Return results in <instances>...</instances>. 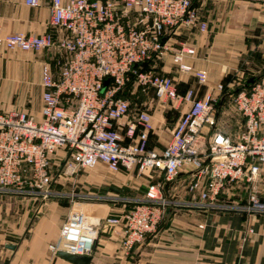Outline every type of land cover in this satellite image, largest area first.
Here are the masks:
<instances>
[{
	"label": "built area",
	"instance_id": "built-area-1",
	"mask_svg": "<svg viewBox=\"0 0 264 264\" xmlns=\"http://www.w3.org/2000/svg\"><path fill=\"white\" fill-rule=\"evenodd\" d=\"M197 1L53 0L50 25L62 33L61 38L51 33L4 36L0 32L2 50L58 49L66 54L62 65L59 61L56 66L43 67L41 120L21 111L0 114V195L43 201L58 198L60 193L53 189L56 176H75L100 163L113 173L134 168L140 174L158 171L164 174L165 184L152 182L132 211L105 220L109 226L122 228L125 252L154 234L169 208L227 209L220 202L227 186L253 181L264 167V75L232 93L244 120L242 132L234 138L224 134L206 138L207 126L215 125L214 93L200 98L190 90L181 95L173 78L154 70V62L168 50L167 37L194 25L207 31L195 9ZM27 4L37 7L39 0H27ZM195 53L191 46L175 50L179 71H192L185 59ZM198 76L205 84L206 74ZM130 83L143 91L152 89L158 100L189 106L172 141L161 152L149 149L153 124L147 112L128 119L125 134L115 129V124L130 118V102L122 95ZM217 91L223 93L225 87L219 85ZM59 150L66 156L61 174L55 175L54 157ZM181 173L191 177V199L186 202L170 199L165 193L166 183L174 182ZM82 200L95 202L98 198ZM75 203L60 236L71 245L68 252L90 256L97 225L85 206ZM238 209L260 214L264 203L251 195L248 205Z\"/></svg>",
	"mask_w": 264,
	"mask_h": 264
},
{
	"label": "crops",
	"instance_id": "crops-1",
	"mask_svg": "<svg viewBox=\"0 0 264 264\" xmlns=\"http://www.w3.org/2000/svg\"><path fill=\"white\" fill-rule=\"evenodd\" d=\"M52 1L39 0V6L32 7L27 0H0L1 34L51 33L61 38L62 33L50 25ZM195 9L206 23L207 31L201 32L194 25L165 39L168 50L164 75L174 76L181 95L193 90L200 98L210 92L225 97L226 89L233 85L234 76H229L232 71L254 63L257 65L254 70L261 72L264 68V0H198ZM183 45L196 51L194 56L185 59L192 67L188 73L179 71L174 63V52ZM57 59L64 58L55 49L38 52L0 49V114L21 111L41 120L43 67L54 65ZM200 73L206 74V83L202 85L198 80ZM222 82L226 86L224 93L217 91ZM130 93V96L122 94L130 102V118L115 124V129L125 134L127 120L145 111L153 124L149 149L163 151L172 141L173 131L189 106L158 100L152 89L136 88ZM109 171L100 163L91 177L104 181ZM125 171L114 173L119 187L128 181L122 174ZM148 174L165 184L162 173ZM190 180L189 174L181 173L176 181L166 183L167 197L174 199L171 197L174 190L178 201H189L191 197L185 190L188 185H184ZM238 184L227 186L220 196V202H224L227 209L169 208L157 231L129 252L122 248V228L105 223L107 218L121 216L125 210L114 209L107 197L97 196L95 202L85 203L89 218L97 225L90 264H264V213L251 214L238 209L250 201L244 194L242 198L236 197L235 192L242 193V188L235 187ZM72 188L62 189L54 184L53 189L64 191L67 197L46 201L0 195V264H72L59 255L60 251L71 250V245L64 242L60 234L74 205ZM142 196L128 198L137 201Z\"/></svg>",
	"mask_w": 264,
	"mask_h": 264
},
{
	"label": "rangeland",
	"instance_id": "rangeland-1",
	"mask_svg": "<svg viewBox=\"0 0 264 264\" xmlns=\"http://www.w3.org/2000/svg\"><path fill=\"white\" fill-rule=\"evenodd\" d=\"M55 50L60 52L63 55L64 59H62V62L61 60L57 59L54 65L56 66V64L59 61L62 65V63L65 62L66 54L58 49H55ZM166 53L167 51L164 53V55L161 58L157 59L154 62V70L156 72H160L161 74H165L163 71L165 69ZM176 66L178 67L177 64ZM256 66H257L256 63H254V64H250V66L247 65L246 68H242L241 66L237 72L232 71V73L229 76H234V79L233 78L231 79V82L233 85H231V87H228L226 89L225 91L227 93L226 96L223 95L225 97H222V95H217L216 93L214 94L216 98H219V100H216L215 102V110H214L215 125L207 126V128L205 129V131H207V135L205 134L206 138H210L209 136L212 137L214 134H224V135H228L234 138L236 135L242 132L243 127H244V120L240 116V114L238 113L235 107L234 98L232 96V93H235V91H237L244 85L249 86L259 81L262 78V76L264 75V68H261L263 70H260L261 72H259V70H254L255 68L253 67H256ZM247 69L249 71H247ZM173 79H174V76H173ZM198 80L200 83V79ZM224 83L225 82H222L220 85L226 87ZM136 88H139L136 84L134 83L128 84V86L125 88V91H124L125 95L129 94L130 96L131 94L130 92H133V90H136ZM222 98H224V100H222ZM60 153H61V156L58 155ZM65 156H66V152L64 150H59L56 156L54 157L53 171L55 175L60 173L61 168H62L61 162L65 158ZM96 167L91 168V169L81 170L79 174L75 176H69V177L61 176V175H59L60 177L56 176L55 184L57 185V187L61 186L62 189L65 188V186L73 187L72 188L74 189L73 197L75 199V202L80 201L79 204L82 206H85L86 202H94V201H83L82 198L97 197V196L107 197V201H110L109 203L111 204V207L117 210L118 209L125 210V211H122V213H120V214H124L128 211H132L136 207L134 203L135 201L129 200L128 197L142 196L145 192V188L149 186L151 182H156V181L158 182L155 175L151 176L148 174V172L140 174L138 169L134 168L131 170H126L125 172L122 173L123 175L128 177L127 179L128 181L126 184H123V185L121 184L120 185L121 187H119L120 183L118 184V182L115 179L114 173L110 171L109 173L106 174V178L103 179L104 181H101V179L92 178L91 176H93V172L96 171ZM161 178L165 179L164 174L161 176ZM189 183L186 181L184 186L189 185ZM235 187L242 188V193L240 192L241 190L239 191L240 193H238V191L235 192L236 197L242 198L244 194L246 195V198L248 197L250 200L251 195H256L260 199V201L264 203V167L262 168L261 173L253 181L247 182L246 180H244V181H241L240 184H238V186H235ZM243 189L245 193L243 192ZM185 190L188 191V188L185 187ZM172 191H171V194H172L171 197L174 198V200H177V196H174L175 191L173 193ZM56 192L60 193L61 196L58 198H53V199H63L67 197L65 196L64 191L56 190ZM117 194L126 196V198L128 199L120 197ZM139 198L137 201L141 200ZM224 200L225 199L223 196V201ZM186 209H190V208H186Z\"/></svg>",
	"mask_w": 264,
	"mask_h": 264
},
{
	"label": "water",
	"instance_id": "water-1",
	"mask_svg": "<svg viewBox=\"0 0 264 264\" xmlns=\"http://www.w3.org/2000/svg\"><path fill=\"white\" fill-rule=\"evenodd\" d=\"M59 255L72 264H90L91 262V256H78L68 251H60Z\"/></svg>",
	"mask_w": 264,
	"mask_h": 264
}]
</instances>
